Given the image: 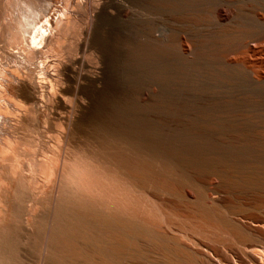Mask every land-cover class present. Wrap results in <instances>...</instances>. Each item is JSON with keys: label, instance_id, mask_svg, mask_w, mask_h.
<instances>
[{"label": "rangeland", "instance_id": "374dc122", "mask_svg": "<svg viewBox=\"0 0 264 264\" xmlns=\"http://www.w3.org/2000/svg\"><path fill=\"white\" fill-rule=\"evenodd\" d=\"M25 1L10 0L5 2L6 9H0L2 64L14 60L10 57L13 52L15 59L23 60L12 40L18 21L15 12L29 19L46 12V20L53 24L64 11L78 9L76 0ZM121 1L134 16L116 22L117 26L103 23L98 37L104 41L109 28L116 31L113 38L117 46L110 64L111 68L119 67L112 69L117 76L126 77L128 91H157L153 102L144 104L135 95L127 99L124 109L115 106L113 110V120L126 127L131 138L134 154L128 155L132 159L124 156L123 142L117 141L114 148L106 135L104 138L90 130L78 133L74 124L70 131L60 123L62 127L57 126L47 106L36 108L34 114L30 111L23 126L11 122V114L5 116L7 132L0 127V149L5 144L8 150L4 148V161H0V264H250L246 254L261 246V232L250 226L254 221H264V160L214 154L185 157L180 155L181 149L197 142L165 139V0ZM6 10L12 17L11 25L3 19ZM82 25L79 17L68 29L62 45L64 58L81 57L75 46ZM150 36L155 43H149ZM121 38L127 46L117 42ZM11 87L4 84L8 89L2 93L4 113L15 99ZM60 139L65 141L60 142L62 145L68 142L64 150L57 143ZM169 156V161L187 165L193 174L184 176L174 166L170 167L172 176L158 175L160 162ZM39 162H45L43 166L48 165L50 173L55 171L53 178L38 171ZM54 162L59 166L53 171ZM10 164L19 170H11ZM20 171L26 173L23 179L17 175H22ZM223 218L234 221L235 227L222 222ZM262 251L259 259L264 262Z\"/></svg>", "mask_w": 264, "mask_h": 264}, {"label": "bare ground", "instance_id": "6f19581e", "mask_svg": "<svg viewBox=\"0 0 264 264\" xmlns=\"http://www.w3.org/2000/svg\"><path fill=\"white\" fill-rule=\"evenodd\" d=\"M79 1L76 0L78 9H72L69 13L65 11L60 13L61 15L53 24H49L46 20V12L37 17L31 16L30 19L18 12L14 13L18 21L14 24L12 40L23 60L15 59L16 55L14 56L13 52V54L10 53V57L14 59L12 62H9L10 60L5 61L4 64L0 62V127L4 129L7 121L5 116L8 117L9 114L13 118L11 122L16 126L17 124L23 126L27 122L24 116L30 111L33 113L36 108L47 106L46 110L52 115L53 122L54 120L58 122L57 126L60 123L69 130L74 124V129L78 133L82 130H90L89 132L94 131L102 137L106 135L114 148H117V141L123 142L126 144L123 149L124 156L127 160H131L132 157L128 155V153L134 154L131 138L126 127L113 120V110L115 106L117 109H124L127 99L135 95L144 104L153 102L157 91L145 89L136 94L128 91L129 87L125 85L126 77L117 76L119 74L113 71L119 67L117 69L113 67V69L110 64L114 57V48L117 46L113 38L116 31L109 28L104 41L98 37L103 23L112 26L125 18L129 19L130 8L128 10L121 0H84L83 4ZM124 1L131 3L133 0ZM5 2L9 3L10 0H0L1 10L6 5ZM9 14L10 12L5 13V17L2 18H6L8 25H11L13 20ZM78 16L82 19L83 25L78 32L79 39L75 47L81 57L64 58L63 41L68 29L75 19L79 18ZM43 19L45 20L41 23ZM130 30L132 29L129 27ZM140 37L143 38L144 35ZM123 40L121 38L117 42ZM148 40L150 44L156 41L153 36H150ZM124 45L127 46L126 42ZM39 46L38 50H34ZM30 47L31 49L26 51ZM52 56L55 59L51 60ZM32 58L33 60L36 58L37 61L35 59L36 62H31ZM36 63L38 66H34ZM27 64L31 67L26 66ZM115 64L118 63L115 62ZM40 66L42 68H39ZM4 84L8 88L12 86L15 96V99L10 101L9 111L11 112L5 111V113L3 112L5 101H2L5 94L2 97V93H7L8 89H4ZM7 95H10L9 92ZM29 106L31 109L28 108ZM48 106L50 110L47 109ZM5 130L4 132H7ZM8 133L5 134L8 135ZM60 135L58 134L59 137ZM175 138H180L185 143L197 142L195 146L181 149L180 155L185 157L214 154L264 160V0H165V139L171 142ZM66 139L65 141L69 140V138ZM60 140L57 143L65 142L62 141L63 139ZM0 141H2L1 138ZM67 143L61 144L60 147L63 149ZM4 145L0 149L1 162L5 157ZM58 148L56 150L59 151ZM8 149L10 151L9 147ZM88 153L90 154V151ZM167 160L164 158L160 162L161 168L158 175L172 176L174 172L171 168L174 166H176L175 170L183 173L184 176L193 174L187 165L183 167V163H178L177 160ZM60 161L56 162L60 163ZM45 162L42 164L39 162L41 166L38 164L40 167L38 171L50 173L48 165L43 166ZM56 162L50 165L52 168H49L50 170L58 168L59 164ZM15 165L11 167V170L14 168L17 172L19 166ZM0 167L2 169L3 166ZM23 171H20L22 175L17 173L19 178L22 177L21 179L26 176ZM53 173L55 171L50 173L51 178L54 176ZM13 174L16 176V173L12 172ZM261 203L264 205V201ZM221 221L235 227L233 224L235 222L232 223L231 219L223 218ZM250 227L252 230L261 232L259 239L261 246L251 249L246 254V262L264 264L263 260L259 259L260 251L264 250V221H254Z\"/></svg>", "mask_w": 264, "mask_h": 264}]
</instances>
